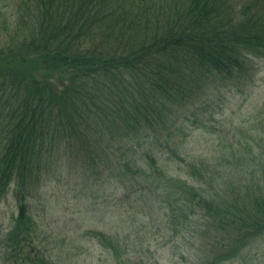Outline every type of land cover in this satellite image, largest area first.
Instances as JSON below:
<instances>
[{
  "label": "trees",
  "instance_id": "1",
  "mask_svg": "<svg viewBox=\"0 0 264 264\" xmlns=\"http://www.w3.org/2000/svg\"><path fill=\"white\" fill-rule=\"evenodd\" d=\"M5 1L13 11L0 9V203L14 187L18 204L0 240L6 264H51L29 251L38 232L29 197L63 147L82 156L72 165L90 169L87 180L105 165L132 179L140 198H161L173 231L196 222L194 264L235 262L264 238V153L235 141L227 164V144L213 161L186 148L191 128L215 118L214 94L256 78L264 0ZM245 149L250 158L237 157Z\"/></svg>",
  "mask_w": 264,
  "mask_h": 264
},
{
  "label": "rangeland",
  "instance_id": "2",
  "mask_svg": "<svg viewBox=\"0 0 264 264\" xmlns=\"http://www.w3.org/2000/svg\"><path fill=\"white\" fill-rule=\"evenodd\" d=\"M6 2L0 0V9L5 15L13 11L12 1ZM3 18L0 14V24ZM254 65L256 78L240 90L233 88L228 92L219 88L224 92L218 98L215 92H210L214 86L208 89L205 98L214 94L215 103V108L208 109L216 111V115L206 129L191 128L186 140L188 154L212 160L221 153L220 145L227 144L220 156H229L227 164H232L236 161L231 157L229 143L239 140L243 143L248 140L256 147L253 154L264 153V141L258 145L255 141L257 137L264 139V61L254 60ZM251 151L245 149L236 154L250 158ZM75 154L66 147L52 152L50 159L54 162L44 173L34 196L29 197L30 211L38 226L33 243L27 242L32 258L44 255L51 264L196 262L202 242L195 229L196 222L191 221V225L173 231L166 222L169 210L163 206L161 198L152 195L140 198L141 193L135 192L136 188L130 189L132 179L127 182L125 176L117 178L112 170H105V165L101 166V177L87 180L91 171L86 172L81 165H72L82 158ZM258 165L251 169L260 171L263 166ZM173 168L176 169L173 165L168 167L176 176L178 171ZM80 169L83 174L78 172ZM237 177V182L244 185L251 180L249 174ZM234 187L237 186L228 187L230 192ZM17 215L13 187L0 203V240ZM193 221L198 223L197 219ZM242 254L228 264H264V238L255 241ZM0 264H6L1 251Z\"/></svg>",
  "mask_w": 264,
  "mask_h": 264
}]
</instances>
